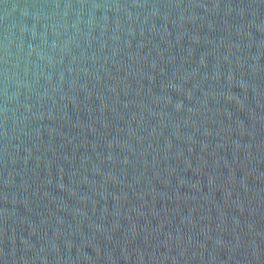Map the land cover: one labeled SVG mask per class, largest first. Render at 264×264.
Listing matches in <instances>:
<instances>
[{"label":"water","instance_id":"95a60500","mask_svg":"<svg viewBox=\"0 0 264 264\" xmlns=\"http://www.w3.org/2000/svg\"><path fill=\"white\" fill-rule=\"evenodd\" d=\"M0 264H264V0H0Z\"/></svg>","mask_w":264,"mask_h":264}]
</instances>
